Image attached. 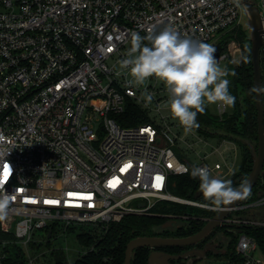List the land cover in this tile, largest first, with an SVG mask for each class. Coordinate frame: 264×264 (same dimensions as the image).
<instances>
[{
  "label": "built area",
  "instance_id": "1",
  "mask_svg": "<svg viewBox=\"0 0 264 264\" xmlns=\"http://www.w3.org/2000/svg\"><path fill=\"white\" fill-rule=\"evenodd\" d=\"M243 10L240 0H0V184L15 196L1 231L13 233L28 252L30 244L54 234L52 227L106 226L127 215H149L160 201L210 210L206 203L172 196L170 178L207 167L213 177L230 180L241 165L238 154L242 162L239 146L220 139L192 166L174 151L184 137L172 124L148 115L146 124L122 126L117 118L127 101L147 114L159 112L166 90L129 84L127 70L118 65L133 31L146 36L154 26L172 24L182 35L210 43L243 27ZM236 51L241 54V47L232 41L227 54L216 57L221 67L228 58L234 63ZM145 89L154 95L151 104ZM217 110L218 116L228 112L219 104ZM5 163L11 168L7 181ZM125 165L131 166L121 171ZM221 227L237 236L235 254L225 264H264V190H252L229 209ZM8 244L0 240V264Z\"/></svg>",
  "mask_w": 264,
  "mask_h": 264
},
{
  "label": "trees",
  "instance_id": "2",
  "mask_svg": "<svg viewBox=\"0 0 264 264\" xmlns=\"http://www.w3.org/2000/svg\"><path fill=\"white\" fill-rule=\"evenodd\" d=\"M229 41L239 43L242 52L240 65L236 66L231 58H228L225 63L230 73L226 77L230 81L229 91L236 98L235 104L223 116L212 114L206 106L204 113L197 114L196 120L199 126L191 130L208 139H229L237 143L242 154V162L238 172L230 180L233 187H239L245 182L253 167L252 148H257V115L251 65V41L246 28L239 27L219 33L212 44L216 48L215 58L227 54ZM261 80L264 103V66L262 64ZM117 119L125 127L139 126L149 122L147 112L131 100L127 101L125 113ZM192 169L193 167H190L186 174L172 176L168 191L177 198L208 203L203 195L195 198L200 181L191 176ZM259 188L264 190V168L253 191ZM214 215L215 212L210 210L172 201H160L151 208L149 215H127L119 222L106 226L79 225L82 232L77 235V241L86 249V253L71 264H123L126 245L132 239L138 237L185 238L199 232ZM170 221H172L171 227L163 228V225ZM75 227H67L66 232H74ZM52 230L54 233V227ZM217 231L228 236V230L224 227L214 229L211 236ZM246 232L252 233V230H246ZM259 232L262 236L259 245L264 253V230ZM53 238L54 234L50 238L46 237L45 243L33 242L27 252L17 244L13 233H4L0 229V240L9 241L3 264H30L29 256L34 258L32 264H69L66 252L52 246ZM235 242L233 237L226 245L222 244L223 252L219 256L233 257ZM182 249L184 248L165 247L157 250L180 253ZM150 253L151 249L148 247L137 248L132 253L131 264H149Z\"/></svg>",
  "mask_w": 264,
  "mask_h": 264
},
{
  "label": "clouds",
  "instance_id": "3",
  "mask_svg": "<svg viewBox=\"0 0 264 264\" xmlns=\"http://www.w3.org/2000/svg\"><path fill=\"white\" fill-rule=\"evenodd\" d=\"M216 48L206 42L182 35L172 24L162 28L152 27L146 36L133 31L126 57L119 61L121 70L131 77L129 84L144 86L149 78L160 81L167 99L158 107L167 109L186 131L198 127L197 114L204 113L207 104H219L222 108L234 106L235 97L230 94V73L215 58ZM234 75V73H231ZM146 104L154 95L146 89L142 93ZM4 141L0 134V142ZM5 153L0 152V157ZM191 176L198 178L199 189L208 203L203 207L220 211L223 206L246 199L251 187L245 181L233 187L231 180L213 177L207 167H194ZM14 193L5 191L0 184V220L7 218Z\"/></svg>",
  "mask_w": 264,
  "mask_h": 264
},
{
  "label": "water",
  "instance_id": "4",
  "mask_svg": "<svg viewBox=\"0 0 264 264\" xmlns=\"http://www.w3.org/2000/svg\"><path fill=\"white\" fill-rule=\"evenodd\" d=\"M246 12L247 25L249 30V38L251 41V65L253 70V83L255 93V109L257 115V148H252L253 152V167L245 180L253 190L264 168V103L262 98V80H261V59L260 47L263 43L262 25L259 9L252 4L250 0H240ZM241 63V54L234 56V64L236 66ZM199 191L195 194V198L201 196ZM244 200V199H243ZM243 200L235 201L231 205L223 206L222 210L217 211L215 215L209 219L202 229L185 238H167V237H138L128 242L124 254L123 264H131L132 253L141 247L151 249L149 255V264H168L170 260L185 259L192 252H187L183 255H169L158 248L165 247H192L201 242L210 232L222 226V221L229 215V209L239 205ZM172 221L163 225V228H169ZM50 238V232L48 233Z\"/></svg>",
  "mask_w": 264,
  "mask_h": 264
},
{
  "label": "rangeland",
  "instance_id": "5",
  "mask_svg": "<svg viewBox=\"0 0 264 264\" xmlns=\"http://www.w3.org/2000/svg\"><path fill=\"white\" fill-rule=\"evenodd\" d=\"M255 2L258 6L259 12L263 15L264 14L263 1L255 0ZM242 24H243V27L246 28L248 32V37H249L247 17H246L244 10L242 11ZM231 42L232 41H229L227 45V52L229 50V45ZM213 43H214V39L209 44L212 45ZM239 54L240 52H236L235 56L237 57ZM241 61H242V52H241ZM223 67H225V64ZM154 85H156L157 88H160L162 86L163 89L166 90L164 85L160 81L156 80L154 77L149 78V80L146 82L144 86H138V87L146 88L147 86L152 87ZM164 93L165 94L161 93L162 97L166 95L161 104H163V102L167 99L166 91H164ZM206 106L212 114H218L217 104H207ZM231 109H232V106L227 107L228 111H230ZM148 115L152 121H155L162 125H164V123L172 124L174 126L175 132H177L180 136L184 137L183 141L177 140L174 151L177 156H179L180 158L186 159L192 166L199 165L200 158L206 153H210L214 148L218 147L219 145V140L217 139H208V138H205L199 135L198 133H192L191 131H186L184 127L179 123V121L174 119L171 116L170 112L167 109L161 108L159 112L151 111L148 113ZM162 117H165L164 121L162 120ZM200 139L205 140V141H202ZM215 160H216V157H212V161H215ZM240 163H241V156L240 154H238L237 159H236V165L239 166ZM168 192L170 193V191ZM81 232H82L81 228L76 226L74 229V232L67 233L66 231H64L61 225L54 232V238L52 239V246L54 248H61L63 250H66L69 264L73 263L76 259H78L80 256H82L86 252V249H84L77 241V235ZM42 235H44L43 231L38 232L37 234H35L34 238L39 239L40 236ZM213 237L217 240V242H219L220 252H223L221 245L222 244L226 245L229 241L232 240L233 237L235 238V241L237 242V236L229 231H228V236L223 234L221 231H217L213 235ZM236 242L233 248V256L235 254ZM224 248L226 249V247ZM257 256H261V255L257 254ZM231 257L224 258L226 260V263L227 261L231 259ZM216 264H225V262H219Z\"/></svg>",
  "mask_w": 264,
  "mask_h": 264
},
{
  "label": "flooded vegetation",
  "instance_id": "6",
  "mask_svg": "<svg viewBox=\"0 0 264 264\" xmlns=\"http://www.w3.org/2000/svg\"><path fill=\"white\" fill-rule=\"evenodd\" d=\"M183 248L184 249H182L180 253H168L163 251L166 254L174 256L192 252V254L185 259L170 260L168 264H216L219 262H226L224 258L219 256V254H222L220 252L219 242L211 236V232L195 246Z\"/></svg>",
  "mask_w": 264,
  "mask_h": 264
},
{
  "label": "snow or ice",
  "instance_id": "7",
  "mask_svg": "<svg viewBox=\"0 0 264 264\" xmlns=\"http://www.w3.org/2000/svg\"><path fill=\"white\" fill-rule=\"evenodd\" d=\"M113 49L110 47L109 49H108V51L109 52H111ZM131 165H125V168H122L121 169V171H124L126 168H128V167H130ZM3 169H4V179H5V181H7V179H8V176H9V174L11 173V168H10V166L7 164V163H5L4 165H3ZM162 178H160V177H157V180H161ZM109 186L110 187H115V184L112 182V181H110L109 182ZM157 187H159V184L157 185ZM69 196H72V195H74L73 193H69L68 194ZM83 198H85V199H90V197L89 196H84ZM13 199H15V196L13 197ZM34 202V201H33ZM45 203H57L56 201H45Z\"/></svg>",
  "mask_w": 264,
  "mask_h": 264
},
{
  "label": "bare ground",
  "instance_id": "8",
  "mask_svg": "<svg viewBox=\"0 0 264 264\" xmlns=\"http://www.w3.org/2000/svg\"><path fill=\"white\" fill-rule=\"evenodd\" d=\"M236 52H239V51H236ZM237 55V54H236Z\"/></svg>",
  "mask_w": 264,
  "mask_h": 264
}]
</instances>
